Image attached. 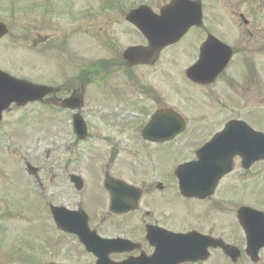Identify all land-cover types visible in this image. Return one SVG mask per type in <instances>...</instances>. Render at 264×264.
<instances>
[{"label":"rangeland","instance_id":"374dc122","mask_svg":"<svg viewBox=\"0 0 264 264\" xmlns=\"http://www.w3.org/2000/svg\"><path fill=\"white\" fill-rule=\"evenodd\" d=\"M110 1L0 0V21L10 29L9 35L0 41V69L31 82L69 87L82 84L80 73L94 66L86 72L85 81L86 106L91 110L86 111L84 119L93 127L90 141L80 143L74 140L70 113L55 107L33 104L22 108L14 105L4 115L0 125V264H93L94 260L78 247V241L62 235L56 229L47 210L48 203L76 209L87 193L86 207L92 212L93 220L104 219L103 233L110 236L116 232L109 224V198L101 182L106 171L137 186L156 177L146 172L150 161L142 154L145 149L142 142L130 139L131 133L122 134L121 129L114 125L107 126L100 122L108 117H100L96 97L100 84L97 76H91L97 69L94 64L100 62L104 55L102 46L108 44L100 34H117L116 48L120 52L140 41L139 34L128 29L121 21L115 26L103 21L96 23L99 17L97 8ZM114 1L120 2V7L149 2L156 10L162 3V0ZM112 22L118 23L116 20ZM166 51L163 64L169 73L166 82L167 104L180 112L184 111L181 114L197 124L192 135H211L215 127L206 124L209 113L200 114L203 109H209L211 100L199 95L195 87L182 82L180 73L189 66L182 51L174 48ZM89 79L91 83H88ZM112 84L114 82L110 77L105 79L102 86L108 89L114 87ZM261 89L264 92V85ZM65 92L60 93L58 98H64ZM105 92L98 96L102 102ZM226 96L233 103L237 101V98H229L230 94ZM110 105L105 104L103 109H114ZM198 114L208 120L199 122ZM116 147L118 153L114 150ZM191 157L189 153L183 159ZM159 162V168L165 166L162 161ZM26 163L44 169L40 174L43 190L26 172ZM259 167L263 170L256 172ZM259 167L243 178L240 172H236L227 180L232 185L231 191L234 182L243 183V188L229 196L233 205L264 207V164ZM72 173L81 175L89 190L85 187L82 193L77 192L69 179ZM258 185L261 188L257 192ZM148 209L154 212L155 220L175 216L169 206L159 208L144 202L140 213L132 216L135 222L142 218L146 220L144 213ZM184 209L182 207L181 210ZM182 211H178V216L184 218ZM126 220L119 224L120 233H129ZM44 250H47L45 254Z\"/></svg>","mask_w":264,"mask_h":264},{"label":"flooded vegetation","instance_id":"af4514ba","mask_svg":"<svg viewBox=\"0 0 264 264\" xmlns=\"http://www.w3.org/2000/svg\"><path fill=\"white\" fill-rule=\"evenodd\" d=\"M197 1L202 4L205 23L199 27H192L174 46L164 49L155 65L129 66L124 53L116 48L117 34L113 32L100 34L108 44L102 46L104 55L96 64V71L92 72L97 76L100 84L96 96L98 109L102 111L105 104L111 103L110 107H114L113 111L120 109L124 111L116 115L101 113L102 118H108H103L100 122L107 126L127 129L128 133L132 134L129 135L130 139L142 142L145 146L142 154L150 161L146 172L156 176L148 183L145 181L141 186L130 184L138 187L140 206L137 211L128 214L110 213L112 218L109 224L115 234L109 236L103 233V218L100 221L90 219V228L97 231L104 239L129 242L119 244L118 250L120 249L121 252L110 255L115 263L120 264L128 260L139 261L140 264L146 263L155 255L154 253L159 252L160 256L156 260L161 264H264V217L251 213L239 216V211L243 207H251L263 213L264 207L249 204L233 205L229 197L233 191L243 188L242 182L238 184L237 181L234 182V189L231 191L232 185L227 180L232 174L228 175L219 182L213 194H203L202 197L184 196L178 189L179 184L175 175L177 166L187 161H195L197 150L213 140L218 130H213L208 136L177 135L172 141L161 144H159V141H162L161 136H156L154 138L156 140L146 141L142 135L153 115L168 108L166 82L169 73L163 60L166 50L173 47L182 51L186 57L185 61L190 64H195L200 59L217 62L220 61L219 58L228 55L231 57L227 69L210 85L190 82L185 77L186 72L180 73L182 82L195 87L199 95L212 102L208 110L200 112V114L209 113V120L198 114L199 122L203 119L208 120L207 125L213 124L215 129H219L231 121H240L256 132L264 133V97L262 96L264 92L261 89L264 85V0ZM170 2L171 0H162L161 6L157 7L158 10H154L160 13ZM97 12L99 16L97 23L101 24L100 22L103 21L115 26L121 21L128 29L139 34L140 41L136 45H147V41L139 31L126 21L127 12L124 9L108 7V9L99 8ZM115 20L118 23L112 22ZM213 38L224 45L217 43L207 45L208 40L216 42ZM79 76L82 84L69 87L63 85L65 87H59V93L67 91L65 97H69L77 90L86 88V72H81ZM110 77L114 87L104 89L102 85L105 79ZM103 91H106L104 93L106 96L102 102L98 96ZM175 93L179 95L180 92ZM231 93L235 95L232 96ZM229 94V98H237V101L233 103L230 99H226L225 96ZM110 96L112 99H109ZM83 108V111L91 110L86 106ZM105 110L109 112L111 109ZM89 126L93 128L91 124ZM196 129L195 127V131ZM90 137L89 135L88 139ZM179 143L187 145H173ZM114 149L117 150V147ZM189 153L192 157L183 159L184 155ZM159 161L165 166L159 168ZM261 164L263 162L255 163L250 170L243 171L242 160L237 157L234 173L240 172L243 178ZM261 170L263 168L259 167L256 172ZM133 196L131 195L130 198L132 199ZM144 202L159 208L169 206L175 216L171 219L155 220L154 212L148 209L144 213L147 219L142 218L141 221L135 222L136 219L132 216L140 213ZM182 207L186 209L182 211ZM178 211L185 214L184 218L178 216ZM125 219H127L125 222L129 223V233H120L119 224ZM169 233L180 236L193 235L189 238L177 239L174 236L170 237Z\"/></svg>","mask_w":264,"mask_h":264},{"label":"water","instance_id":"95a60500","mask_svg":"<svg viewBox=\"0 0 264 264\" xmlns=\"http://www.w3.org/2000/svg\"><path fill=\"white\" fill-rule=\"evenodd\" d=\"M129 21L133 22L140 31L143 32V34L147 37L149 40L150 46L149 48H130L126 54V58L130 60L131 64L136 63H153L157 60L161 50L163 48L172 45L178 41L179 38L190 28L194 25H200L201 24V11L200 7L192 5L186 0H173L172 4L165 10L162 11L161 16H157L149 10L146 9V7H142L140 10L135 11L130 14ZM8 33V28L4 23L0 22V39L3 38ZM229 59H224L223 63L218 67L217 70L214 69L211 76H213V79L215 76H217L218 72L223 69L226 64L228 63ZM201 65L203 68V63L198 64L191 70H188L189 77L197 82L204 83L203 80H201L199 76V72L201 70ZM55 89L46 87V86H38L31 84L24 80L15 79L14 77H11L10 75L0 71V122L2 121L3 113L4 111L8 110L12 104H16L18 106H25L29 102H35V101H42L47 95H53L55 93ZM82 97H79V95L74 94L69 99L65 100L61 106L64 108H69L76 110L80 107H82ZM165 115L168 116V122L165 123L162 126L164 128H168L170 130L171 128V122H176V118L179 119V122H181L179 116L177 114L170 112H163ZM171 116H174L172 118ZM176 117V118H175ZM74 129L75 133L82 139L87 136V127L82 119L81 115L79 113L74 115ZM157 127V126H156ZM155 127L153 126L152 129ZM234 125L232 124L227 127V129L220 134L221 137L228 136L233 133L232 130H234ZM170 135V134H168ZM260 148L258 149V154L254 156L252 159V162L255 160L263 159L264 160V141L259 142ZM250 145V144H249ZM207 151V149H206ZM256 152V150H254ZM240 152L237 151L234 154H239ZM234 154L232 156H234ZM201 155V153L199 154ZM240 155V154H239ZM224 161V160H223ZM232 158L231 159H225L224 163L222 165L223 172L220 174L216 180L215 185L218 183L219 179L222 177V175H225L229 173L232 170ZM30 174L37 177L38 169L33 168L31 165H28ZM189 165L182 166L179 169V174L184 173L186 169H189ZM72 180L74 183L80 185V181L76 177H72ZM188 184L190 188H188L189 191H192V184L193 182L185 183L184 186H187ZM106 187L112 192L114 189L116 190V194H113V204L115 206L118 205H125L123 201V198L125 197V194L127 191V187L124 186L121 183L114 182L112 179L107 180ZM213 190V189H212ZM211 190V191H212ZM185 192V191H184ZM186 193V192H185ZM188 194V193H186ZM78 213H71L69 211H65L63 209H55L54 210V216L57 223V226L67 232H73L77 233L78 236L82 239V241L86 244L87 247H89V250L96 253L99 257H102L103 254H100L98 249L92 248L89 246L86 236V223L84 220V225L80 223L78 220ZM73 216V217H72ZM87 231V230H86ZM115 250H118L115 248ZM114 251L113 248L110 249V252ZM104 261L107 263L106 256ZM103 258H101V262L99 264H104Z\"/></svg>","mask_w":264,"mask_h":264}]
</instances>
